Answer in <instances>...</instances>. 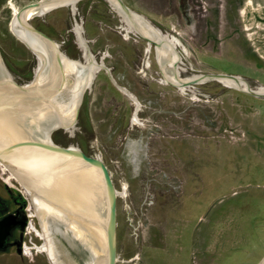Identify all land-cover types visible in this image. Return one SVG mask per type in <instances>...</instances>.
Instances as JSON below:
<instances>
[{
  "label": "rangeland",
  "instance_id": "rangeland-1",
  "mask_svg": "<svg viewBox=\"0 0 264 264\" xmlns=\"http://www.w3.org/2000/svg\"><path fill=\"white\" fill-rule=\"evenodd\" d=\"M36 1L0 0V56L19 85L34 80L38 65L10 21ZM123 1L154 21L173 48L178 40L182 77L229 73L264 87V0H203L208 10L195 15L194 27L177 23L167 0ZM55 7L28 21L46 29L69 57L84 62L72 42L74 26L83 25L88 38L100 35L87 46L105 67L84 92L74 126L55 129L50 138L108 168L118 190L116 264H258L264 255V97L213 79L181 89L160 83L153 51L146 54L147 43L134 34L122 38L126 25L104 0ZM147 59L150 67L142 70ZM5 187L23 200L25 227L0 232V264H53L27 192L0 163V196L10 202ZM54 238L64 264L86 262L60 232ZM103 241L101 227L93 235L96 254Z\"/></svg>",
  "mask_w": 264,
  "mask_h": 264
},
{
  "label": "water",
  "instance_id": "water-1",
  "mask_svg": "<svg viewBox=\"0 0 264 264\" xmlns=\"http://www.w3.org/2000/svg\"><path fill=\"white\" fill-rule=\"evenodd\" d=\"M41 2L22 6L10 21L11 24L16 18L23 24L10 28L35 54L37 65L40 58L34 81L17 84L0 56V161L22 183L33 207L106 193V264H116L115 194L118 190L110 172L99 157L86 155L75 146L57 145L50 138L55 129L74 126L83 86L78 76L67 70L58 44L23 16L25 10ZM203 77L220 82L229 79L243 92L264 97V92L260 93L258 88L252 89L247 83L245 87L240 86L237 76L226 73L200 75L189 83ZM73 113L70 123L56 125L71 119ZM52 125L55 126L47 132L49 143L42 137V130ZM60 229L65 241L85 255V263L92 259L90 250L72 234L71 228L61 225ZM258 264H264V255Z\"/></svg>",
  "mask_w": 264,
  "mask_h": 264
},
{
  "label": "bare ground",
  "instance_id": "bare-ground-1",
  "mask_svg": "<svg viewBox=\"0 0 264 264\" xmlns=\"http://www.w3.org/2000/svg\"><path fill=\"white\" fill-rule=\"evenodd\" d=\"M75 1L76 0H42L41 4L39 6L31 7L30 9L25 10L23 12V16L25 18L30 19L29 17L33 14H39L41 12L44 13L47 10H49L55 6H59V5H65V4H72L73 5L75 3ZM118 10L121 11L119 8H118ZM16 11L14 12V15H15ZM121 13H123V12L121 11ZM124 18L128 22V25L130 28L133 27L134 30H136V31H138V32H140V33H142V34H144V35H146V36L157 41V44H156L157 53L156 54H157V58L161 64V67H164V64L166 62L172 64V62L174 60H176L177 54L174 51L173 45H171L170 42L166 41L165 38L162 39V37L157 36V33L155 30L150 28L144 22H140L141 21L140 18H136V17L134 18L132 16H126ZM14 24L23 25L16 18L13 19L12 23L10 24V27ZM52 44L56 48V44H54V43H52ZM60 54L64 58L65 62L66 61L69 62V63H66L67 70H70L72 73H74L76 76H78V78L82 82V86L85 87V85L87 83H89V81L92 77V70L91 69H92V67H94V63L91 61H88V65L86 64V66L82 67V69H77L78 66L76 67V65L73 64V63L76 64L75 61L68 59L62 53H60ZM39 65H40V58H39V62H38V69H39ZM38 69H37V72H38ZM168 71H170V70H168ZM37 72H36L35 78L37 76ZM176 77L172 76V74L171 75L165 74L166 80H170L173 83L182 84L181 81L184 82V80H179V79H177L178 77L177 78ZM200 79H202V78H200ZM202 80H204V77ZM222 82L228 86H234V85L237 86L232 80H229V79H222ZM83 87H82V90H83ZM258 89H259L258 91H260V93L264 92V87H262L261 89L260 88H258ZM73 117H74V113H73L71 119H69L66 122L58 123L56 125H63L64 126V125L70 123L72 121ZM53 126H55V125L48 126L47 128L42 130V137L44 138V140L48 141L49 143H50V141L48 139L47 132ZM0 163L7 170H9L1 161H0ZM93 168L96 171H98L95 167H93ZM9 172H11V170H9ZM21 185H22V183H21ZM23 188H24V186H23ZM104 203H105V211L103 208ZM34 210H35L36 215L39 218L41 228H42L41 235H42L43 240H44L42 249H44L48 253V256H49V258L53 264H64L62 262V260L59 258V254H58V250H57L56 245H55L56 242H55V238H54L55 232H61V229H60L61 225H63L65 229L67 227L71 228L72 234L75 237H77L83 244H85V246L88 248V250H90L91 255H92V259L88 260L87 263H85V264H106V244H107L106 243L107 194L106 193L94 195V196H88V197L84 196L83 198H78V199H73V200H68V201H62V202L59 201L57 203L37 206V207H34ZM101 227H102L103 235H104V241H103L104 244L102 247L103 250L99 251L96 254V248L93 247V244H92L93 235H94V233H97V231ZM62 233H63V231H62Z\"/></svg>",
  "mask_w": 264,
  "mask_h": 264
},
{
  "label": "flooded vegetation",
  "instance_id": "flooded-vegetation-1",
  "mask_svg": "<svg viewBox=\"0 0 264 264\" xmlns=\"http://www.w3.org/2000/svg\"><path fill=\"white\" fill-rule=\"evenodd\" d=\"M78 1L79 0H76L75 3L78 2ZM104 1L106 2L107 6H109L113 10V12L117 13L122 18L123 22L126 25V26H124V29H126L128 35L127 36H123L122 38H124L125 40H128L129 37H130L129 33L134 34L138 38L142 39L144 42L147 43V46L145 48V53L146 54H148L149 52L153 51L154 59H155V61L157 63V66H158V74H161L162 77H163V78L160 79V83H170L171 85L176 86L179 89H181L182 87L186 88V87L194 86L196 84L208 81V79H204V80H200L198 82L189 83L192 79H195V78H197L200 75H204V74H208V73H196V74H193V75L187 76V77H182L181 76V72L182 71H181V66L179 65L181 57H180V54H179V52L177 50V46H179V43H178V40L176 41L175 39H174L173 43H174L175 51L177 53V58H176V60H174L172 62V64L166 62L164 64V67L162 68L161 64H160V62H159V60L157 58V54H156L157 53V47H156L157 41L152 39V38H150V37H148V36H146V35H144V34H142V33H140V32H138V31H136V30H134L133 27L130 29L129 25H128V22L125 20L124 17L132 16L134 18L135 17L136 18H140L141 19L140 22H144L150 28L155 30L156 33H157V36L163 35L161 33V31L158 29L159 26L156 25L154 23V21H152L147 15L136 13L132 8H130L128 5H126V3L123 0H104ZM202 1L203 0H167L166 2H167V4L171 5V9L175 13L174 14L175 17H177V19H178L177 23L181 22L180 23L181 25H185V22L189 21V23L192 24L190 26L194 27V26H196V22H197V18H196L195 15L196 14H201L202 11H207L208 10V4H206L204 6L202 4ZM75 3L73 5L65 4V5H61V6H70L71 9L74 10ZM118 8L123 13H121V11H119ZM145 10L146 11L148 10V6H145ZM82 23H85V22H82ZM34 27L37 28V29L39 28L40 31H42L48 37H50L48 35L46 29L42 28L39 25L38 26H34ZM85 33H86V31L83 28V25L77 24L76 26L73 27V29H71V34L73 36L72 42L76 43V44H79L80 48H82V50H83V53L81 54V57L84 59L83 63L80 62L79 60H76L74 58L69 57L67 52L63 53L62 51L59 50L60 53H62L68 59H71L72 61H76V64L75 63H73V64L76 65V67L78 66L77 69H82L83 65H85V66H86V64L88 65V62H87V61H89L88 59H90L94 63V67H92V69H91L92 70V77H91L89 83H87L85 85V87H83V90H82V92L80 94V101H79L76 121H77V117H79V107H80V103H81L82 97L84 95V92L92 85V82H93V79L95 78V73L97 72V70L103 69L105 67L103 63H98V61L94 58L93 54L90 52V50L88 49V46H87V43H91V42L94 43V42L99 41L100 35L97 36V37L88 38V37L85 36ZM160 37H162V36H160ZM163 38H165L166 41H168L170 39L169 36H166V35H163L162 39ZM172 40H173V38H172ZM134 41H136V40H134ZM62 42L63 43L70 42V39L66 38V40H62ZM66 63H69V62L66 61ZM148 67H150V62L147 59L146 61H143L142 70H144V68H148ZM168 70H170V71H168ZM165 74H167V75H171L172 74V76H175V77L177 76L178 77V78L176 77L177 79L184 80V82L181 81L182 84L173 83L172 81L165 79ZM226 74H229V73H226ZM231 75H235V74H231ZM235 76H237L239 78V81H238L239 83L238 84L240 86L244 87L246 83L249 85V83L246 80H244L241 76H239V75H235ZM213 80H216V79H213ZM218 82H220V81H218ZM222 84L225 85V86H228V85H226L224 83H222ZM235 84H237V83H235ZM181 85H182V87H181ZM232 87L239 89V87H237L235 85L232 86ZM249 87H251V86L249 85ZM259 87H255V88L251 87V88L252 89H257ZM240 91L243 92L242 90H240ZM243 93H246V92H243ZM246 94H249V93H246ZM249 95H251V94H249ZM252 96H254V95H252ZM254 97H258V96H254ZM133 120H135V117H134ZM5 191L8 193V195H10L9 192H8L9 190L6 189V187H5ZM9 198L11 199L10 202L9 201L6 202V201H4L3 197L0 196V219L2 220V224L0 226V232H3L4 229H6V231L11 230V234L12 233L14 234L16 232V229H23L25 227V225L22 224L23 223V219H21V215H20V212H21L20 208H21V205H23V200L19 196L15 197V196H11L10 195ZM14 205H15V208H12V206H14Z\"/></svg>",
  "mask_w": 264,
  "mask_h": 264
}]
</instances>
